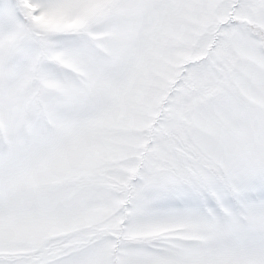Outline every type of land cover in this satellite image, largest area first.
Returning <instances> with one entry per match:
<instances>
[{"label": "snow or ice", "instance_id": "1", "mask_svg": "<svg viewBox=\"0 0 264 264\" xmlns=\"http://www.w3.org/2000/svg\"><path fill=\"white\" fill-rule=\"evenodd\" d=\"M0 264H264V0H0Z\"/></svg>", "mask_w": 264, "mask_h": 264}]
</instances>
